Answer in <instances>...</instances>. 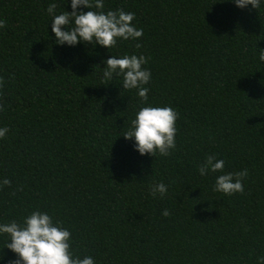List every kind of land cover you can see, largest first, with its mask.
<instances>
[{
	"label": "trees",
	"instance_id": "obj_1",
	"mask_svg": "<svg viewBox=\"0 0 264 264\" xmlns=\"http://www.w3.org/2000/svg\"><path fill=\"white\" fill-rule=\"evenodd\" d=\"M0 0V222L48 213L69 230L74 256L95 264H257L264 257V6L231 0H104L134 13L136 40L109 52L59 46L48 4ZM87 11V9H81ZM95 10V9H94ZM139 44V47H137ZM144 55L147 100L102 79L109 55ZM145 105L177 114L169 155L140 156L126 131ZM246 170L243 191L213 190L220 173ZM163 182L166 194L149 195ZM168 210L163 216L162 211ZM3 264L14 254L3 249Z\"/></svg>",
	"mask_w": 264,
	"mask_h": 264
},
{
	"label": "clouds",
	"instance_id": "obj_2",
	"mask_svg": "<svg viewBox=\"0 0 264 264\" xmlns=\"http://www.w3.org/2000/svg\"><path fill=\"white\" fill-rule=\"evenodd\" d=\"M231 2L239 9L250 5L257 10L264 6V0ZM70 8V12L63 10L59 14L55 13V3L48 4L46 8L47 14L52 17L51 33L56 45L75 47L78 43L94 44L109 52L110 48L117 45L118 40H136L142 36V29L132 23L134 13L120 9L102 11L104 0H70ZM259 60L264 62V49L259 50ZM102 63L103 80H111L114 76L121 78L122 89H135L141 104H144L149 91L144 85L148 84L151 76L150 72L142 67L146 64L144 55H109ZM177 118V112L170 106L145 105L136 111L129 128L121 136L125 140H132L133 149L140 156H154L157 153L167 156L169 150L175 148ZM7 132V127H0V138ZM223 167V159L209 155L198 167V172L201 176L220 173L215 177L213 185L216 192L224 195L242 192L241 180L246 176V170L224 172ZM8 184L7 178H0V186ZM166 192L167 187L163 182H156L149 189V195L154 198H162ZM168 214L167 209L162 211L163 216ZM0 236L5 237L3 249L6 248L14 254L12 264H95L91 256L80 258L73 255L70 251L69 230L62 227L60 221H54L46 212L32 211L19 223L16 220L0 222ZM0 264H3L2 255ZM257 264H264V257H258Z\"/></svg>",
	"mask_w": 264,
	"mask_h": 264
}]
</instances>
